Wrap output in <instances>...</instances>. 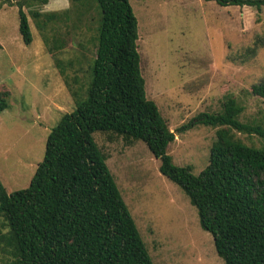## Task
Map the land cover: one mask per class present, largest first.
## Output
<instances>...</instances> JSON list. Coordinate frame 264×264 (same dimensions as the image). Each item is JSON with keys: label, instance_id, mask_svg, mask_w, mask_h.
<instances>
[{"label": "rangeland", "instance_id": "374dc122", "mask_svg": "<svg viewBox=\"0 0 264 264\" xmlns=\"http://www.w3.org/2000/svg\"><path fill=\"white\" fill-rule=\"evenodd\" d=\"M21 1L0 0V90L8 93L7 108L0 113V184L7 194L28 186L46 135L61 114L74 110L67 79L70 86L86 89L98 24L97 8L89 2L81 10L89 20L85 30L72 33L69 23L60 20L53 33L46 29L44 44L28 11L59 12L69 7L68 0L22 5L31 34V43L24 46L17 31L16 3ZM62 2L65 9H58ZM128 3L137 22L145 98L174 135L166 154L174 166L196 176L206 167L215 138L214 128L196 124L200 115L219 113L230 99L242 108L240 123L260 124L264 117V98L252 93L253 86L264 83V7H221L202 0ZM53 38L62 41L61 49L52 48ZM233 136L259 148L253 134ZM92 138L106 156L107 170L153 264H223L211 236L199 228L194 208L158 173V161L142 142L126 144L103 132Z\"/></svg>", "mask_w": 264, "mask_h": 264}, {"label": "trees", "instance_id": "16d2710c", "mask_svg": "<svg viewBox=\"0 0 264 264\" xmlns=\"http://www.w3.org/2000/svg\"><path fill=\"white\" fill-rule=\"evenodd\" d=\"M202 1L221 7H264V0ZM47 2L16 3L17 31L24 46L31 43V34L22 5ZM68 2L59 12L28 14L46 44V31L53 33L60 20L69 23L72 33L85 30L89 20L81 10L89 2L95 4L98 24L90 80L86 89H76L67 79L74 110L61 114L46 135L41 162L28 186L7 194L0 184V264H153L107 170L106 156L93 142L96 132L146 146L158 161V173L194 208L199 228L211 236L223 264H264V117L260 124H242V108L224 101L219 113L196 119V124L215 129L206 167L193 176L187 168L174 166L166 154L174 135L144 95L137 22L128 0ZM51 40L53 49H61L62 41ZM252 93L264 98V83L253 86ZM7 96L0 90V113L7 108ZM233 132L255 135L259 148L243 145Z\"/></svg>", "mask_w": 264, "mask_h": 264}, {"label": "crops", "instance_id": "0c3cea01", "mask_svg": "<svg viewBox=\"0 0 264 264\" xmlns=\"http://www.w3.org/2000/svg\"><path fill=\"white\" fill-rule=\"evenodd\" d=\"M63 1H64V0H63ZM47 3H48V2H47ZM47 3H46V4H47ZM46 4H45V5H46ZM56 4H57V3H56ZM56 4H55V5H56ZM58 4H59V3H58ZM59 6H61V7H59V8L57 7L58 9H65V7H66V5H65L64 2H62L61 4H59ZM47 7H48L50 10H52V5H51V6H47ZM57 8H56V9H57ZM0 47H1V46H0Z\"/></svg>", "mask_w": 264, "mask_h": 264}]
</instances>
